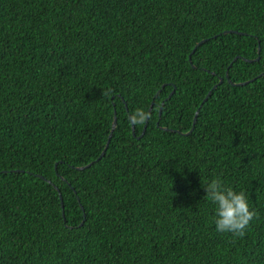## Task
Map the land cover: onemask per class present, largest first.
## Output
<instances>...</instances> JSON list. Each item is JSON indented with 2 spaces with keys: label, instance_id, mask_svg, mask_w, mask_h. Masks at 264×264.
I'll return each instance as SVG.
<instances>
[{
  "label": "trees",
  "instance_id": "trees-1",
  "mask_svg": "<svg viewBox=\"0 0 264 264\" xmlns=\"http://www.w3.org/2000/svg\"><path fill=\"white\" fill-rule=\"evenodd\" d=\"M0 264H264V0H0Z\"/></svg>",
  "mask_w": 264,
  "mask_h": 264
},
{
  "label": "water",
  "instance_id": "water-1",
  "mask_svg": "<svg viewBox=\"0 0 264 264\" xmlns=\"http://www.w3.org/2000/svg\"><path fill=\"white\" fill-rule=\"evenodd\" d=\"M227 32H236V31H231V30H230V31H224V33H227ZM206 40H207L206 38L201 39V40H200V41L194 46V48H193L192 51H194V49H195L198 45H200L201 43L205 42ZM259 51H260V46L258 45L257 52L259 53ZM191 53H192V52H191ZM236 58H237V57H235L233 60H235ZM189 59H190V57H189ZM258 59H259V55L256 57V60H258ZM245 60H247V61H252L253 59H245ZM226 76H227V73H226ZM254 78H255V77H253L252 79L247 80V81L234 83V85H244V84H246L247 82L253 80ZM222 80H223V78H222V77H219L218 82L215 83V84H213L212 89L216 88L217 85L220 84V83L222 82ZM212 89H209V91L206 93V95H205L203 101H205V100L207 99V97L210 95ZM173 92H174V89H172V90L168 93V95L165 97V99H163V100L161 101V104H160V107H159V111H158V115H159V116H160V113H161L162 105L164 104V100H166L167 98H169V97L173 94ZM152 104H153V101L151 102V104H150V106H149V108H148V111L151 110V108H152ZM201 104H202V103H201ZM201 104H200V105H201ZM198 111H199V107L196 109V111H195V113H194L193 120H192V127H191L187 132H185V134H188V133H190V132L192 131V129H193V127H194V124H195V121H196V118H197ZM129 117L131 118L130 115H129ZM147 118H148V116H147L146 119H145V124H144V126H143L142 131L140 132V134H139L138 136H136L137 138H140V137L143 135V133H144V131H145V129H146V121H147ZM115 126H116V113H115V110H114L113 120H112V124H111V130H110L109 135H108V137H107L106 144H105L103 150L101 151V153H100V155L98 156L97 159H99V158L105 153V150H106V148H107V146H108V144H109V140H110V137H111L112 131H113V129L115 128ZM157 126H159L158 121H157ZM160 128L163 129V130H172V129H170V128L163 127V126H160ZM131 131H132V134L135 135L134 126H133L132 121H131ZM177 132L179 133V131H177ZM91 164H92V162L87 163V164H85V165H83V166H79V167H77V169H82V168L88 167V166L91 165ZM48 182H49V181H48ZM55 188H56V190L58 191L59 197H60V199H61V194H60L59 189H58L56 186H55ZM61 205H62V203H61ZM62 206H63V205H62ZM81 207H82V206H81ZM82 209H83V208H82ZM83 216H84V213H83ZM83 221H84V218L81 220L80 224H82Z\"/></svg>",
  "mask_w": 264,
  "mask_h": 264
}]
</instances>
